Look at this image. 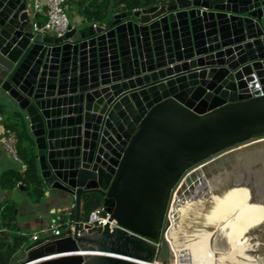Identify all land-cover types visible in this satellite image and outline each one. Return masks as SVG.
Returning a JSON list of instances; mask_svg holds the SVG:
<instances>
[{"label":"water","instance_id":"1","mask_svg":"<svg viewBox=\"0 0 264 264\" xmlns=\"http://www.w3.org/2000/svg\"><path fill=\"white\" fill-rule=\"evenodd\" d=\"M35 1L0 0V92L75 225L9 264H166L183 179L179 194L201 171L247 175L251 155L264 176V0H153L57 37L33 31ZM97 197L109 222L82 227Z\"/></svg>","mask_w":264,"mask_h":264},{"label":"bare ground","instance_id":"2","mask_svg":"<svg viewBox=\"0 0 264 264\" xmlns=\"http://www.w3.org/2000/svg\"><path fill=\"white\" fill-rule=\"evenodd\" d=\"M258 157L246 156L235 165V171L247 168V175L227 168L210 175L201 171L195 186L179 194L181 181L169 212L172 256L166 264H243L249 255V264H264V176L252 165Z\"/></svg>","mask_w":264,"mask_h":264},{"label":"trees","instance_id":"3","mask_svg":"<svg viewBox=\"0 0 264 264\" xmlns=\"http://www.w3.org/2000/svg\"><path fill=\"white\" fill-rule=\"evenodd\" d=\"M92 6L85 7L89 16H93L103 22L108 19L109 6L115 9H134L147 6L153 0H98ZM119 1V3H118ZM212 4L223 3L226 0H207ZM0 113L3 123L8 132H15L17 136V155L25 163L23 171L8 169L1 176V186L3 189L12 190L23 185L30 199L35 203L41 202L46 194L45 185L41 176L40 167L36 158L33 139L27 128L26 120L22 113L18 111L8 112L0 105ZM102 204L101 198H91L83 202L81 211V221L88 219L90 212ZM14 204L0 205V225L4 228L0 232V264H9L14 254L29 242V237L22 233L15 232L16 221L14 217ZM75 220V209L69 216Z\"/></svg>","mask_w":264,"mask_h":264},{"label":"crops","instance_id":"4","mask_svg":"<svg viewBox=\"0 0 264 264\" xmlns=\"http://www.w3.org/2000/svg\"><path fill=\"white\" fill-rule=\"evenodd\" d=\"M68 1V13L75 24L76 28L88 29L94 23L100 24L101 21L93 16H89L85 7L95 5L99 3L98 0H67ZM119 2V1H118ZM112 11H118L114 6H109V15ZM33 23L43 24L45 17L43 14L34 12L32 15ZM9 102L4 94L0 92V105H2L6 111L13 112L15 109L7 103ZM3 123V117L0 113V136L4 137L8 134ZM16 169L23 171L26 168L25 163L16 160L0 143V205L14 204V217L16 221L15 232L22 233L29 237V243H32V235L44 226L51 222V220L57 217L69 216L74 211V201L61 202L57 195L53 194L49 189L46 190L44 199L41 202L35 203L28 196L25 187H15L12 190L3 189L1 186V176L4 171L8 169ZM4 228L0 225V232Z\"/></svg>","mask_w":264,"mask_h":264},{"label":"built area","instance_id":"5","mask_svg":"<svg viewBox=\"0 0 264 264\" xmlns=\"http://www.w3.org/2000/svg\"><path fill=\"white\" fill-rule=\"evenodd\" d=\"M68 7L69 5L67 0H36L35 12L43 14L46 20L43 24L34 22L33 31L37 34L57 37L63 36L73 28H76L75 24L72 22L69 16ZM93 25L97 26L98 23H94ZM0 143L4 145L7 151L16 160L23 162L17 155V136L15 132L10 131L6 136H0ZM109 219L110 213L107 211L106 206L102 203L100 206L96 207L90 212L87 221H81V225L82 227H84L85 224H90L93 226L105 225L107 222H109ZM74 225L75 220L66 217H57L51 220V222L44 226L41 230L34 233L32 235V239L34 241H37L40 238H45L51 235L61 236L66 229H73ZM114 225H116V223L112 222L111 226ZM170 226L168 227V229L170 228ZM155 243L158 246L160 245V242ZM54 257H57V255H47L45 257L37 259V261L35 262H41L43 260ZM156 262L160 261L155 260L153 264Z\"/></svg>","mask_w":264,"mask_h":264},{"label":"flooded vegetation","instance_id":"6","mask_svg":"<svg viewBox=\"0 0 264 264\" xmlns=\"http://www.w3.org/2000/svg\"><path fill=\"white\" fill-rule=\"evenodd\" d=\"M246 260H245V262H243V264H249V263H253V259H252V257L249 255V256H246ZM239 259H241V258H239ZM242 261V260H241ZM232 262V261H231ZM156 264H159V263H156Z\"/></svg>","mask_w":264,"mask_h":264},{"label":"rangeland","instance_id":"7","mask_svg":"<svg viewBox=\"0 0 264 264\" xmlns=\"http://www.w3.org/2000/svg\"><path fill=\"white\" fill-rule=\"evenodd\" d=\"M182 182H183V181H182ZM181 184H182V183H181ZM170 225H171V223H170V222H168V225H167V226L169 227ZM261 229H262V228H261ZM260 231H261V230H260ZM263 245H264V242H263ZM257 252H258V251H257ZM171 256H172V255H171ZM170 259H171V257H170ZM170 259H169V261H168V262H170V261H171ZM168 262H167V263H168Z\"/></svg>","mask_w":264,"mask_h":264}]
</instances>
